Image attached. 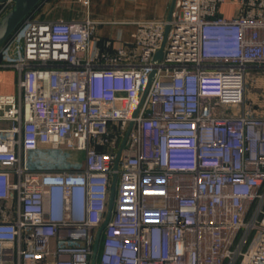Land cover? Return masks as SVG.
Returning <instances> with one entry per match:
<instances>
[{"label":"built area","instance_id":"2783aa9c","mask_svg":"<svg viewBox=\"0 0 264 264\" xmlns=\"http://www.w3.org/2000/svg\"><path fill=\"white\" fill-rule=\"evenodd\" d=\"M34 13L0 47V264H92L114 178L95 264H264V0H175L130 41Z\"/></svg>","mask_w":264,"mask_h":264},{"label":"crops","instance_id":"0c3cea01","mask_svg":"<svg viewBox=\"0 0 264 264\" xmlns=\"http://www.w3.org/2000/svg\"><path fill=\"white\" fill-rule=\"evenodd\" d=\"M172 3L173 0H42L33 11L40 19L71 20L90 16L97 22V38H115L120 34L124 40L130 41L136 22L168 18ZM226 8L228 6L223 10L230 16ZM19 92V72L14 67L1 65L0 94L18 95ZM64 163L57 158L46 166L61 167Z\"/></svg>","mask_w":264,"mask_h":264},{"label":"water","instance_id":"95a60500","mask_svg":"<svg viewBox=\"0 0 264 264\" xmlns=\"http://www.w3.org/2000/svg\"><path fill=\"white\" fill-rule=\"evenodd\" d=\"M2 1H5V0H0V2ZM41 1L42 0H13V3H14L13 7L0 18V47L12 35V33L16 30V28L20 25V23L24 20V18L31 11H33ZM174 5H175V0H173L168 19L171 18ZM162 54H163V49L158 51L155 57V61H159L162 58ZM154 74H155L154 72L151 74L150 76L151 80L153 79ZM127 136H128V133L125 136L122 147L124 146L126 142ZM120 153L121 151L119 152V155ZM114 199H115V178H114V182H113L111 194H110L108 214H107L105 222L101 225V227L99 228L97 232V236H96V240L94 244V254H93L92 264H95V261L97 258V253H98L102 231L111 217L113 205H114Z\"/></svg>","mask_w":264,"mask_h":264},{"label":"rangeland","instance_id":"374dc122","mask_svg":"<svg viewBox=\"0 0 264 264\" xmlns=\"http://www.w3.org/2000/svg\"><path fill=\"white\" fill-rule=\"evenodd\" d=\"M225 10L226 12L228 11L229 14H232L231 10H233V8L228 6ZM0 56L2 58V55ZM247 89L248 91L250 89L255 90L254 81L251 77L248 78ZM256 101L258 102L257 104H260L264 108V95H260L259 99L256 98ZM52 157H54V159L61 158V161L65 162V165L70 166H80L83 160L82 152L77 150H41L30 155L29 165L33 168L46 166L52 163V160H54Z\"/></svg>","mask_w":264,"mask_h":264}]
</instances>
